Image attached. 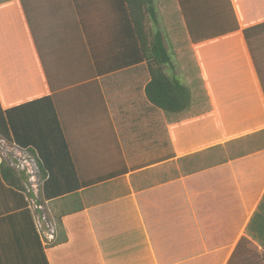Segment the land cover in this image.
<instances>
[{
	"label": "crops",
	"instance_id": "1",
	"mask_svg": "<svg viewBox=\"0 0 264 264\" xmlns=\"http://www.w3.org/2000/svg\"><path fill=\"white\" fill-rule=\"evenodd\" d=\"M2 1L1 107L53 94L72 132L82 177L96 181L126 171L66 199L61 208L83 209L62 218L67 242L45 249L48 263L264 264V27L258 30L256 64L242 34L264 23V0H231L235 33L196 45L186 33L208 102L181 118L152 109L142 70L94 76L82 57L80 70L67 75L64 60H54L43 40L53 38L51 32L40 36L37 48L19 0ZM72 17L79 19L75 12ZM93 30L79 22L60 38L80 34L89 51ZM13 215L0 214V223H31L28 215Z\"/></svg>",
	"mask_w": 264,
	"mask_h": 264
},
{
	"label": "trees",
	"instance_id": "2",
	"mask_svg": "<svg viewBox=\"0 0 264 264\" xmlns=\"http://www.w3.org/2000/svg\"><path fill=\"white\" fill-rule=\"evenodd\" d=\"M6 1L10 0L2 2ZM176 2L193 45L239 30L231 0ZM19 5L31 40L37 48L40 36L48 30L53 38L56 37L43 40L54 60H64L66 66L62 70L67 75L70 72L72 76L73 68L80 70L82 57L89 59L93 67L88 70L94 76L108 77L131 68L142 70L147 80L144 95L154 111L174 118L196 114L193 113L195 111H192V106H199L200 100L196 101L195 81L191 80L187 84L184 80V84L179 77L170 73L174 70L173 54L169 52L164 33L159 28L155 0H19ZM244 7L247 13L251 12V4ZM74 12L79 19L72 17ZM59 14H68V17L59 18ZM87 17L91 25L86 23ZM95 20L99 23L92 25ZM79 22L85 30L94 29L88 39L91 44L89 51L83 47L80 34L78 39L63 36V39L60 38V32L73 31ZM63 27L66 28L64 32L61 29ZM263 27L264 23H261L242 30L255 64L258 30ZM58 31L59 34L56 35ZM40 58L43 59L41 54ZM93 60L95 65L92 64ZM44 71L50 83V67ZM84 79L87 80L88 77L85 76ZM197 82L202 85L200 77ZM50 86L54 92L56 85L50 83ZM62 88L65 90L67 86L62 85ZM202 91L203 99L208 100L205 91ZM66 125L63 108L56 103L51 93L7 109H3L0 104V139L10 146L27 151L36 160L41 182L39 202L55 231L54 240L44 246L34 217L27 210L25 175L16 172L0 157V189L4 205L0 214H15L12 217L16 214L28 215L31 222L0 223V264H49L45 249L67 242L62 218L83 209L80 205L77 208H61L68 205L66 199L74 197L79 191L117 180L126 174L124 169L96 181L85 180L72 148V132H69ZM108 144L111 145L110 140ZM108 152L111 153V149ZM185 159L187 157L183 160ZM57 202L58 205H52ZM18 210L21 211L15 213Z\"/></svg>",
	"mask_w": 264,
	"mask_h": 264
},
{
	"label": "rangeland",
	"instance_id": "3",
	"mask_svg": "<svg viewBox=\"0 0 264 264\" xmlns=\"http://www.w3.org/2000/svg\"><path fill=\"white\" fill-rule=\"evenodd\" d=\"M155 7L159 24L165 32L164 37H167L166 45L168 46L169 52H173L171 53V55L173 54L172 62L175 68L174 70H171L170 73H173L174 71L175 75H177L180 81L184 84H189L191 80L195 81L196 89L194 92L196 95V101L199 102L200 100L199 108L202 110V108H206V103L208 102V100H206V98L203 99L204 94L202 91V86L200 83L198 84L197 82L199 78V73L195 58L193 56L194 50L193 48H191L189 41L186 37V32L183 28L184 25L182 26L181 15L179 10L177 9V2L176 0H155ZM176 65L178 67H176ZM184 80L186 81V83ZM197 107L198 104H193L192 109H195ZM245 149V147L242 148L243 151ZM0 157L8 163L10 159L15 157L13 147L1 140ZM223 157L225 156H221V158ZM124 181H126L125 178H123L119 182L125 186ZM44 213L46 215L45 209Z\"/></svg>",
	"mask_w": 264,
	"mask_h": 264
},
{
	"label": "built area",
	"instance_id": "4",
	"mask_svg": "<svg viewBox=\"0 0 264 264\" xmlns=\"http://www.w3.org/2000/svg\"><path fill=\"white\" fill-rule=\"evenodd\" d=\"M12 147L15 152V157L10 159L8 164L16 172L25 175V194L28 208L34 215L36 229L41 241L47 246L54 240L55 231L53 224L46 218L44 207L39 202V189L41 184L39 168L36 160L30 153L14 146Z\"/></svg>",
	"mask_w": 264,
	"mask_h": 264
}]
</instances>
